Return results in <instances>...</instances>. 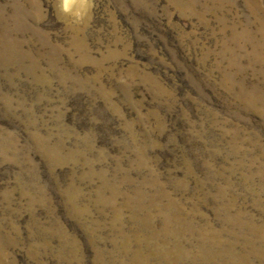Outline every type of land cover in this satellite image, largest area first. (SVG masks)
<instances>
[{
    "label": "rangeland",
    "instance_id": "rangeland-1",
    "mask_svg": "<svg viewBox=\"0 0 264 264\" xmlns=\"http://www.w3.org/2000/svg\"><path fill=\"white\" fill-rule=\"evenodd\" d=\"M0 264H264V0H0Z\"/></svg>",
    "mask_w": 264,
    "mask_h": 264
}]
</instances>
